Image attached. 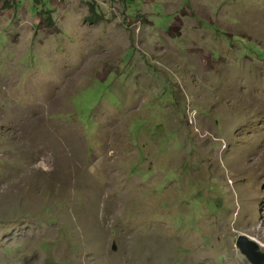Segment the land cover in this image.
Instances as JSON below:
<instances>
[{"label": "rangeland", "instance_id": "rangeland-1", "mask_svg": "<svg viewBox=\"0 0 264 264\" xmlns=\"http://www.w3.org/2000/svg\"><path fill=\"white\" fill-rule=\"evenodd\" d=\"M241 235L264 0H0V264H253Z\"/></svg>", "mask_w": 264, "mask_h": 264}, {"label": "water", "instance_id": "water-1", "mask_svg": "<svg viewBox=\"0 0 264 264\" xmlns=\"http://www.w3.org/2000/svg\"><path fill=\"white\" fill-rule=\"evenodd\" d=\"M237 245L253 264H260L264 259V253L259 250L257 242L246 235H241L238 238ZM113 249H116L115 245H113Z\"/></svg>", "mask_w": 264, "mask_h": 264}, {"label": "trees", "instance_id": "trees-1", "mask_svg": "<svg viewBox=\"0 0 264 264\" xmlns=\"http://www.w3.org/2000/svg\"><path fill=\"white\" fill-rule=\"evenodd\" d=\"M93 13H94V11H93ZM98 18H99V17H98ZM90 20H94V18H90ZM48 23H49V24H52V21H51L50 18L48 19Z\"/></svg>", "mask_w": 264, "mask_h": 264}, {"label": "flooded vegetation", "instance_id": "flooded-vegetation-1", "mask_svg": "<svg viewBox=\"0 0 264 264\" xmlns=\"http://www.w3.org/2000/svg\"><path fill=\"white\" fill-rule=\"evenodd\" d=\"M260 264H264V259H262V261L260 262Z\"/></svg>", "mask_w": 264, "mask_h": 264}]
</instances>
